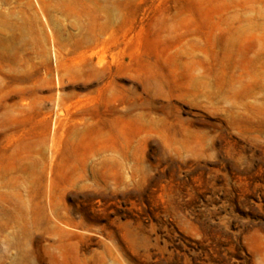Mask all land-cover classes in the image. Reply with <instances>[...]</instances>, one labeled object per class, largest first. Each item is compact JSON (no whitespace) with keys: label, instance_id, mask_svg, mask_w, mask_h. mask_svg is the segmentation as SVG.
Returning <instances> with one entry per match:
<instances>
[{"label":"rangeland","instance_id":"1","mask_svg":"<svg viewBox=\"0 0 264 264\" xmlns=\"http://www.w3.org/2000/svg\"><path fill=\"white\" fill-rule=\"evenodd\" d=\"M0 264H264V0H0Z\"/></svg>","mask_w":264,"mask_h":264},{"label":"bare ground","instance_id":"2","mask_svg":"<svg viewBox=\"0 0 264 264\" xmlns=\"http://www.w3.org/2000/svg\"><path fill=\"white\" fill-rule=\"evenodd\" d=\"M110 17H111V14H110Z\"/></svg>","mask_w":264,"mask_h":264}]
</instances>
